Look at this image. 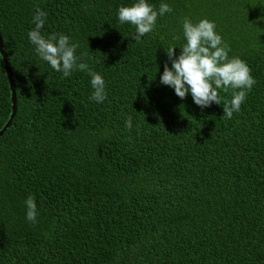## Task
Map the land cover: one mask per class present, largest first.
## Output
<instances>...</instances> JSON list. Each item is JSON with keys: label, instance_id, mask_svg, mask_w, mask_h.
Wrapping results in <instances>:
<instances>
[{"label": "trees", "instance_id": "obj_1", "mask_svg": "<svg viewBox=\"0 0 264 264\" xmlns=\"http://www.w3.org/2000/svg\"><path fill=\"white\" fill-rule=\"evenodd\" d=\"M133 2L0 0L16 104L0 137V264H264V0H147L173 11L141 42L118 20ZM37 7L42 34L68 35L102 75L103 103L87 72L65 78L37 55ZM185 17L214 22L256 80L231 119V89L201 109L160 83ZM11 105L0 54V130Z\"/></svg>", "mask_w": 264, "mask_h": 264}, {"label": "clouds", "instance_id": "obj_2", "mask_svg": "<svg viewBox=\"0 0 264 264\" xmlns=\"http://www.w3.org/2000/svg\"><path fill=\"white\" fill-rule=\"evenodd\" d=\"M172 11L173 9L166 3H161L157 10L147 0H134L131 5H121L118 8V20L120 24L132 25L135 28L133 39L141 42L142 37L154 30L158 17ZM46 16L47 13L37 7L32 20L34 27L27 33L35 52L52 69L62 72L65 78L76 70L87 72L93 89L89 99L103 103L107 99L104 78L87 63L81 62V57L76 55L79 44L72 42L68 35L42 34L41 29ZM215 29V23L206 18L193 22L185 17L182 20V30L186 42L180 47L179 55L175 52V46L167 49L166 55L171 66L169 67L167 62L164 64L160 83L173 88L176 96L182 100L190 93L194 103L201 109L213 103L221 105L220 90L231 89L232 97L223 104L222 115L223 118L231 119L234 113L241 110V105L248 91L256 84V80L245 61L239 57H229L231 49ZM132 127V117L128 116L125 128L130 132ZM25 204L26 219L35 223L37 217L35 197L29 195Z\"/></svg>", "mask_w": 264, "mask_h": 264}, {"label": "water", "instance_id": "obj_3", "mask_svg": "<svg viewBox=\"0 0 264 264\" xmlns=\"http://www.w3.org/2000/svg\"><path fill=\"white\" fill-rule=\"evenodd\" d=\"M0 54L2 56V59H3V62H4V68H5L6 75H7L8 81H9V85H10V89H11V101H12V105H11L12 112H11L9 120L5 123L3 128L0 130V137H1L3 132L6 130V128L10 124V122L12 120V117L14 116L15 109H16V104H15V86H14L13 76H12V72H11V68H10V65H9L7 54H6L5 50H4V45H3V41H2L1 35H0Z\"/></svg>", "mask_w": 264, "mask_h": 264}]
</instances>
